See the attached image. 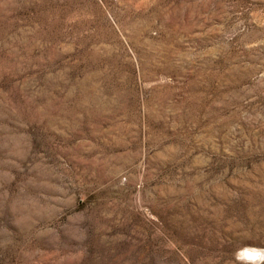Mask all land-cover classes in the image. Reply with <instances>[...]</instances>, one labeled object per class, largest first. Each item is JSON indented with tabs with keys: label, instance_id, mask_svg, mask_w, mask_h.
Instances as JSON below:
<instances>
[{
	"label": "rangeland",
	"instance_id": "374dc122",
	"mask_svg": "<svg viewBox=\"0 0 264 264\" xmlns=\"http://www.w3.org/2000/svg\"><path fill=\"white\" fill-rule=\"evenodd\" d=\"M253 249L264 0H0V264Z\"/></svg>",
	"mask_w": 264,
	"mask_h": 264
},
{
	"label": "clouds",
	"instance_id": "9594fccd",
	"mask_svg": "<svg viewBox=\"0 0 264 264\" xmlns=\"http://www.w3.org/2000/svg\"><path fill=\"white\" fill-rule=\"evenodd\" d=\"M247 259L253 262V264H259V262H264V250H250Z\"/></svg>",
	"mask_w": 264,
	"mask_h": 264
}]
</instances>
